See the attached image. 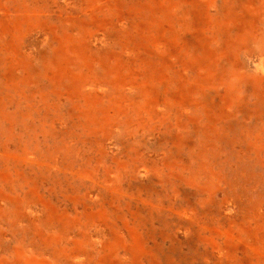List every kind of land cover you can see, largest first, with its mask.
I'll list each match as a JSON object with an SVG mask.
<instances>
[{"label":"rangeland","instance_id":"1","mask_svg":"<svg viewBox=\"0 0 264 264\" xmlns=\"http://www.w3.org/2000/svg\"><path fill=\"white\" fill-rule=\"evenodd\" d=\"M0 264H264V0H0Z\"/></svg>","mask_w":264,"mask_h":264}]
</instances>
